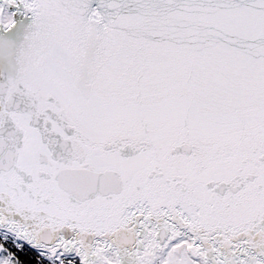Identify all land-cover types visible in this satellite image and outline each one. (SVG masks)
I'll use <instances>...</instances> for the list:
<instances>
[{
    "label": "snow or ice",
    "instance_id": "snow-or-ice-1",
    "mask_svg": "<svg viewBox=\"0 0 264 264\" xmlns=\"http://www.w3.org/2000/svg\"><path fill=\"white\" fill-rule=\"evenodd\" d=\"M0 264H264V0H0Z\"/></svg>",
    "mask_w": 264,
    "mask_h": 264
}]
</instances>
